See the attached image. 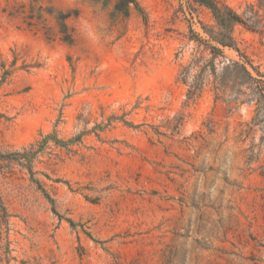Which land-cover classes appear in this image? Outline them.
I'll list each match as a JSON object with an SVG mask.
<instances>
[{"label": "rangeland", "instance_id": "rangeland-1", "mask_svg": "<svg viewBox=\"0 0 264 264\" xmlns=\"http://www.w3.org/2000/svg\"><path fill=\"white\" fill-rule=\"evenodd\" d=\"M117 1L0 0V264H264L244 58L194 0ZM215 1L264 80V0Z\"/></svg>", "mask_w": 264, "mask_h": 264}, {"label": "trees", "instance_id": "trees-1", "mask_svg": "<svg viewBox=\"0 0 264 264\" xmlns=\"http://www.w3.org/2000/svg\"><path fill=\"white\" fill-rule=\"evenodd\" d=\"M199 4H202L208 7L215 17L216 20V30L211 29L208 33L210 38L214 40L221 47H229L235 49L240 56L244 58L245 61L239 62L235 60L229 61L227 64L222 66L223 73H230L235 78V82L239 86L238 91L243 93L242 86H246V89L249 91L247 93L248 98L255 99L257 108L256 111L259 113V110L264 109V80L256 78L252 75V72L249 70L248 65L253 69L254 67L250 63L251 61L245 55H242L239 49L235 45V40L232 35V27L236 23H243L242 19L238 14H236L232 9L228 7L220 6L215 0H194ZM130 4L136 5V0H118L116 4V9L123 12L124 14L128 13ZM214 51L220 53L221 49L216 46L211 47ZM256 73L259 76H263L258 70ZM239 97L236 98L238 100ZM264 117V116H263ZM19 156H26V153H18Z\"/></svg>", "mask_w": 264, "mask_h": 264}]
</instances>
